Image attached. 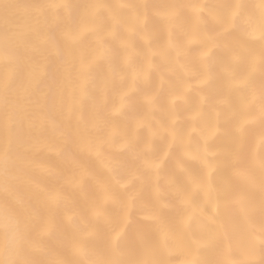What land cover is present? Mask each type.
I'll use <instances>...</instances> for the list:
<instances>
[{"label": "snow or ice", "instance_id": "obj_1", "mask_svg": "<svg viewBox=\"0 0 264 264\" xmlns=\"http://www.w3.org/2000/svg\"><path fill=\"white\" fill-rule=\"evenodd\" d=\"M0 264H264V0H0Z\"/></svg>", "mask_w": 264, "mask_h": 264}]
</instances>
